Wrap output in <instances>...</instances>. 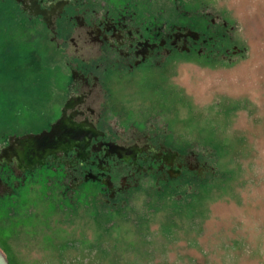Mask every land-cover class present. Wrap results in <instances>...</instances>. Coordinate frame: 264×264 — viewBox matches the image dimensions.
I'll list each match as a JSON object with an SVG mask.
<instances>
[{"label":"rangeland","instance_id":"obj_1","mask_svg":"<svg viewBox=\"0 0 264 264\" xmlns=\"http://www.w3.org/2000/svg\"><path fill=\"white\" fill-rule=\"evenodd\" d=\"M0 1V64L18 75L7 87L54 89L58 55L40 51L14 0ZM130 1L167 23H226L208 54L109 80V119L194 153L196 169L172 189L143 177L114 210L35 186L0 203V250L10 264H264V0ZM34 93L0 94V135L32 129L23 119L7 127L5 116L52 114L49 95ZM35 98L45 105L2 110Z\"/></svg>","mask_w":264,"mask_h":264},{"label":"flooded vegetation","instance_id":"obj_2","mask_svg":"<svg viewBox=\"0 0 264 264\" xmlns=\"http://www.w3.org/2000/svg\"><path fill=\"white\" fill-rule=\"evenodd\" d=\"M14 1L16 14L25 17L32 36L43 42L40 51L48 57L54 53L60 61L56 87L35 91L8 88L6 81L18 75L4 72L0 64L1 95H49L53 109L52 114L43 108L39 114L10 116L11 121L3 116L7 127L18 126L23 119L32 129H6L0 135V203L16 202L26 191L45 183L73 203L102 198V205L114 210L143 177H155L159 188L162 184L168 189L181 186L197 167L192 161L195 154L174 150L157 133L127 130L131 123L121 126L109 119V80L117 74L160 67L181 52L208 54L226 37V23L221 25L215 18L207 26L167 23L130 0L121 5L117 0ZM21 101L3 104L2 110H26L29 101L45 105L42 99ZM61 118L90 130L85 146L51 154L34 169L25 170L16 157H9L7 148L13 137L50 130Z\"/></svg>","mask_w":264,"mask_h":264},{"label":"water","instance_id":"obj_3","mask_svg":"<svg viewBox=\"0 0 264 264\" xmlns=\"http://www.w3.org/2000/svg\"><path fill=\"white\" fill-rule=\"evenodd\" d=\"M90 133L85 126L71 124L61 118L50 130L13 137L7 151L10 152L9 157H16L25 170L34 169L51 154L67 152L73 146H85L84 140L91 137ZM0 264H10L1 250Z\"/></svg>","mask_w":264,"mask_h":264},{"label":"trees","instance_id":"obj_4","mask_svg":"<svg viewBox=\"0 0 264 264\" xmlns=\"http://www.w3.org/2000/svg\"><path fill=\"white\" fill-rule=\"evenodd\" d=\"M1 2V1H0ZM3 2V1H2ZM2 15H4L3 14V12L0 10V19H1V17H2ZM0 56H6L4 53H0Z\"/></svg>","mask_w":264,"mask_h":264}]
</instances>
